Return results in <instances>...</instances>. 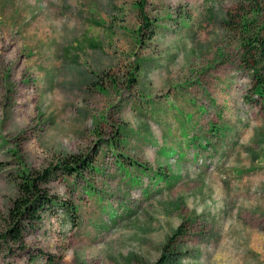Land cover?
<instances>
[{
  "label": "rangeland",
  "instance_id": "1",
  "mask_svg": "<svg viewBox=\"0 0 264 264\" xmlns=\"http://www.w3.org/2000/svg\"><path fill=\"white\" fill-rule=\"evenodd\" d=\"M141 1L0 0V235L23 171L99 147L51 185L77 226L53 208L0 264H156L180 226V264H264V101L238 32L264 0H145L139 44Z\"/></svg>",
  "mask_w": 264,
  "mask_h": 264
},
{
  "label": "trees",
  "instance_id": "2",
  "mask_svg": "<svg viewBox=\"0 0 264 264\" xmlns=\"http://www.w3.org/2000/svg\"><path fill=\"white\" fill-rule=\"evenodd\" d=\"M145 0L139 3L143 26L140 28L139 44L143 37H154L153 23L145 12ZM255 18H242L239 34L241 35L240 68L249 73L253 83L252 91L257 99L264 101V24L259 22V10L253 11ZM231 27L232 20L225 22ZM148 32L147 36L144 35ZM134 81V78H132ZM99 154V147L86 155H70L53 162L39 170H25L16 179L17 196L12 200L6 218V228L0 239L8 246H23L25 234L36 230L46 215L53 208L61 207L65 219L77 226V211L72 203L57 201L51 195V185L62 178L78 179L94 168ZM2 168V165H0ZM182 235V226L168 238L162 247V255L156 264H180V252L175 246V239Z\"/></svg>",
  "mask_w": 264,
  "mask_h": 264
}]
</instances>
